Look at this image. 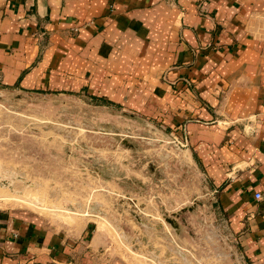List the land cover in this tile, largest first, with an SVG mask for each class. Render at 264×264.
I'll list each match as a JSON object with an SVG mask.
<instances>
[{"label":"crops","instance_id":"0c3cea01","mask_svg":"<svg viewBox=\"0 0 264 264\" xmlns=\"http://www.w3.org/2000/svg\"><path fill=\"white\" fill-rule=\"evenodd\" d=\"M0 81L178 113L216 219L264 264V0H0ZM73 245L0 210V264H85Z\"/></svg>","mask_w":264,"mask_h":264},{"label":"rangeland","instance_id":"374dc122","mask_svg":"<svg viewBox=\"0 0 264 264\" xmlns=\"http://www.w3.org/2000/svg\"><path fill=\"white\" fill-rule=\"evenodd\" d=\"M141 105L0 81V210L58 230L85 264H246L178 113ZM221 119L205 124L240 121Z\"/></svg>","mask_w":264,"mask_h":264},{"label":"bare ground","instance_id":"6f19581e","mask_svg":"<svg viewBox=\"0 0 264 264\" xmlns=\"http://www.w3.org/2000/svg\"><path fill=\"white\" fill-rule=\"evenodd\" d=\"M20 195V194H19ZM6 197V196H5ZM9 197H12L13 198V200L15 199V201H21V202H26V203H31L32 204V202L31 201H28V200H26L24 197H22V196H17V195H9ZM85 214V213H84Z\"/></svg>","mask_w":264,"mask_h":264},{"label":"built area","instance_id":"2783aa9c","mask_svg":"<svg viewBox=\"0 0 264 264\" xmlns=\"http://www.w3.org/2000/svg\"><path fill=\"white\" fill-rule=\"evenodd\" d=\"M255 198L258 199V200H260V199L263 198V194L260 193V192H257V193L255 194Z\"/></svg>","mask_w":264,"mask_h":264},{"label":"water","instance_id":"95a60500","mask_svg":"<svg viewBox=\"0 0 264 264\" xmlns=\"http://www.w3.org/2000/svg\"><path fill=\"white\" fill-rule=\"evenodd\" d=\"M167 220L170 222V224H172V226H174V228H178V224L173 222L174 220H172V219H167Z\"/></svg>","mask_w":264,"mask_h":264}]
</instances>
